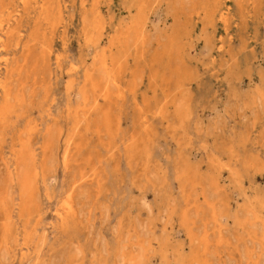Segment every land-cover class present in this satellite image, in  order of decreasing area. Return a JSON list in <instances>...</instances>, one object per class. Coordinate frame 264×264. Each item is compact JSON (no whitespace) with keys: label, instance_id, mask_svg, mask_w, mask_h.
<instances>
[{"label":"rangeland","instance_id":"374dc122","mask_svg":"<svg viewBox=\"0 0 264 264\" xmlns=\"http://www.w3.org/2000/svg\"><path fill=\"white\" fill-rule=\"evenodd\" d=\"M196 2L197 0H175L176 6L183 4L180 8L183 7L184 11L177 19L173 18L174 11L162 2L152 10L147 26L150 50L157 39L165 44L168 33L185 27L183 41L188 42L185 50L190 58V68L186 78L187 85L183 89L184 95L190 99L191 114L189 125L184 124L176 138L165 130V124L157 125V133L148 145V156L138 154L131 157L121 149H114V158L108 161V149L125 140L132 131L138 130V113L131 99L127 98L121 104V109L113 112L114 121H119H115V124L122 131L119 139L111 140L107 137L101 141L93 134L94 125L87 128L84 121L79 132L73 135L78 145L68 147L66 139L71 127L67 119L59 117L57 123L62 126L63 132L58 135L57 125L52 129L53 145L50 150L43 155L42 143L47 135L35 132L28 144L32 159L19 165V173L16 171L11 175L9 171L14 163L13 148L18 141L14 131L23 122H18L15 126V120H12L8 128H0V140L3 139L0 141V189L8 193L10 206H15L14 197L20 189L21 178L31 169H37L38 175L33 181L37 186L36 209L33 208V213L45 227L42 233L46 253L43 264H66L70 256L76 257L77 264L82 259L83 264H112L110 256L119 233L123 238V248L134 230L147 241L154 238L174 245L171 255L168 252L166 257L164 253L154 254L149 259L140 257L139 264H167V261H171V264H184L177 260L188 255L189 249L178 212L186 203L196 202L198 205L197 209L193 207L189 211V220H196L195 232L199 236L205 229L204 222L207 230L213 227L212 210L207 202L216 205L214 211L220 222H224L225 215L236 216L238 220L249 218V221L254 220L256 214L264 218L262 206L257 209L248 208L256 198L264 200L262 13L255 12L249 16V5L245 4L241 7L243 10L238 6L233 7L234 18L226 26L215 21L217 16L213 17L218 35L224 37L229 50L236 53L237 63L228 69L225 60L227 56H220L213 64L210 63L206 48L209 46L210 31L204 28L196 16H185L192 12ZM111 6V10L107 11L105 6L102 9L114 21L118 19L117 11L120 6L116 2ZM121 19L124 23L128 21L125 11ZM50 43L56 49L60 48L59 38H53ZM21 45L19 41L14 48L17 49L15 60H19L24 68L22 67L21 74L14 76V85L17 87L19 82H24L27 100L31 98L35 87L34 99L31 98L33 103L28 111L33 118L38 112L62 105L63 102L57 95L59 89L53 83L59 70L51 60L44 63L40 58L36 65L33 60L39 49L35 48L32 55H27L24 47L22 52ZM148 59L147 56L145 62ZM197 60L201 63L195 68ZM175 63H178L177 55ZM214 66H219L216 68L219 69L218 75L213 73ZM160 68L159 65L157 69ZM151 73L147 70L142 73L143 83ZM174 80L173 75L172 86ZM147 95L150 97L152 92L149 91ZM74 97L77 98L76 95ZM39 128L42 129V125ZM26 137L27 134L23 136ZM146 159L150 162L145 173L143 169ZM225 164L232 165L236 174L228 172L224 168ZM183 169H188L190 174L187 180L180 183L175 177ZM93 171L97 178L80 183L74 201L72 200V204H76V217L69 218L64 231L54 230L51 224L57 222L53 213L66 198L64 186H69L81 173L91 174ZM1 214L0 212L2 219ZM259 221L260 219L253 226L249 225L248 230H255L260 236L264 234V228ZM153 224L157 228L156 233L152 232ZM226 235L235 242L238 237L244 236L238 241L242 254L246 246L252 245L243 230L229 229ZM181 243L186 245L183 250L180 248ZM255 249H259V243L255 244ZM124 250H119L115 264H126ZM214 251V247H211L212 257L215 259ZM4 252L0 264H19L18 258L14 259L5 250ZM231 264L235 263L232 261Z\"/></svg>","mask_w":264,"mask_h":264},{"label":"bare ground","instance_id":"6f19581e","mask_svg":"<svg viewBox=\"0 0 264 264\" xmlns=\"http://www.w3.org/2000/svg\"><path fill=\"white\" fill-rule=\"evenodd\" d=\"M114 2L120 8L117 11L118 19L113 21L110 14L104 13L102 6L108 11ZM162 2L174 11V19L184 13L183 7L180 8L183 4L176 6L175 0H0V128L5 130L12 120H15V126L18 122H23L14 131L18 141L17 147L13 148L14 163L9 171L11 175L19 169V165L32 159L28 144L35 132L47 135L42 143L43 155L50 150L53 145L52 129L57 125L58 135L63 132L62 126L57 123L59 117L67 119L71 127L66 139L68 147L78 145L73 135L79 132L84 121L87 128L94 125L93 134L101 141L107 137L117 140L122 131L115 124V121H119H114L113 112L116 109L119 111L121 104L130 98L140 119L138 130L132 131L125 140L108 149V161L114 158V149H121L131 157L138 154L148 156V145L157 133V125L165 124V130L175 138L181 133L184 124L189 125L190 99L184 95L183 89L187 85L186 78L190 68V58L185 50L188 42L183 41L185 27L168 33L165 44L157 39L153 48L149 49V18L152 10ZM245 4L249 5V16L260 12V17L264 20V0H197L192 12L185 14L188 17L196 16L204 28L210 31L209 46L206 47L210 63L213 64L220 56H227L225 60L228 69L237 63L236 53L229 50V44L226 45L228 42L215 30L213 17L217 16L215 21L226 26L234 18L233 7L238 6L243 10L241 7ZM123 10L128 14L126 23L121 19ZM56 37L59 38L58 49L50 43ZM19 41L22 52L24 47L27 55H32L33 49H39L33 60L36 65L40 58L44 63L51 60L59 70L53 83L59 89L57 95L60 96L62 105L54 103L55 109L38 112L33 118L28 111L33 103L31 98L34 99L35 87L31 98L27 100L24 82H19L17 87L14 85V76L21 74L23 67L19 60H15L17 49L14 48ZM243 49L242 47L241 50ZM147 56L149 59L145 62ZM200 63L197 60L194 67H198ZM159 65L161 68L157 69ZM217 67L219 68L214 66L212 69H215L213 73L216 75L219 71ZM146 70L152 73L143 83L142 73ZM173 75L174 86L171 85ZM149 91L152 95L147 97ZM262 96L264 97V92ZM37 108L39 111L41 104ZM150 112L152 113L148 115ZM40 125L42 129L39 128ZM25 134L27 137L23 138ZM146 160L143 169L145 173L150 162L149 159ZM224 168L232 175L236 174L232 165L225 164ZM189 174L188 169L178 171L175 180L183 183L189 178ZM37 175V169L33 168L21 178L20 189L14 197V208L9 205L8 193L0 189V261L5 254L4 250L10 257L12 255L14 259L18 258L19 264H43L45 261V240L42 235L45 227L33 213L37 199V186L33 181ZM96 178L95 171L91 174L81 173L69 186H64L66 198L53 213L57 222L51 224L54 230L64 231L69 218L76 217V204H72V200L74 201L80 183ZM207 204L212 210L213 227L207 230L204 222L205 229L200 236L195 232L196 220H189L191 208H198L196 202L184 204L178 212L189 254L177 261L184 264H231L232 261L235 264H264V234L259 236L255 230H248L249 225H255L259 219L264 228V218L256 214L254 220L249 221V218L238 220L236 216L225 215L224 222H220L214 211L216 205L213 202ZM259 206L264 208V200L256 198L248 208L257 209ZM156 229L153 224L152 232L156 233ZM229 229L245 231L252 241L251 246L245 247L243 254L238 241L244 236L238 237L235 242L226 235ZM155 240L152 238L147 241L134 230V234L130 235L122 248L123 238L119 233L110 260L115 264L119 250L124 249L126 264H139L140 257L149 259L158 253H164L166 257V253H173L172 242ZM256 243H259V249H255ZM185 246L181 243L180 248L183 250ZM211 247L215 249L216 260L212 257ZM66 264H77L76 257L70 256ZM79 264H83V259ZM167 264H171V261H167Z\"/></svg>","mask_w":264,"mask_h":264}]
</instances>
